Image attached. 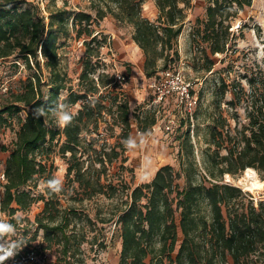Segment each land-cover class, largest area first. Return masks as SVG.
I'll list each match as a JSON object with an SVG mask.
<instances>
[{
    "label": "trees",
    "instance_id": "16d2710c",
    "mask_svg": "<svg viewBox=\"0 0 264 264\" xmlns=\"http://www.w3.org/2000/svg\"><path fill=\"white\" fill-rule=\"evenodd\" d=\"M205 1V18L197 19L202 28L198 27L192 37L200 35L207 43L203 67L208 72L215 64L216 54L227 57L234 52L230 43L232 21L252 5V0ZM144 2L90 0L91 10L56 7L48 10L46 20L39 6L29 0H0V59L15 55L25 67H36L14 95V102L0 109V119L26 111L14 148L5 160L6 182L0 212L16 225L17 220H22L16 215L18 211L43 201L34 220L27 219V224L35 226L33 233L6 264H39L35 256H42L47 250H56L55 263L85 264L78 256L87 241L76 219L79 210L73 204L63 205L60 194H68L74 201L98 194L121 199L112 215L121 238L118 264H257L264 255V199L255 204L252 195L246 199L240 187L222 181L225 174L239 176L247 167L254 168L264 181L262 70L247 71L230 80L220 78L207 124L209 148L202 150L204 171L195 159L190 125L186 129L177 125L174 131L182 129L177 136L178 168L163 164L151 180L135 186L124 179L114 182L107 178L108 166L117 160L123 169L133 170L124 164L128 156L123 143L131 137L133 121L122 81L106 70L101 49L111 44V37L98 28L99 23L111 14L120 23L133 27L132 39L144 54V74L151 78L173 67L170 63L179 58L176 41L184 27L186 11L192 6V0H154L158 16L152 21L143 14ZM70 19L75 37L82 38L84 45L75 85L62 72L58 52L61 35L69 32ZM43 67L49 72L46 79ZM231 67L229 61L224 68L228 75ZM63 90L67 92L64 97ZM227 93L231 98L225 100ZM57 102L65 103L69 110L79 104L75 112L70 110L74 118L67 127L57 128L50 113L34 118V108L47 110ZM240 106L245 113L244 122L240 121ZM194 116H199L197 109ZM156 123L152 112L137 118L141 132L150 131ZM115 127L120 129L116 135ZM107 130L111 131L110 137L115 136L114 143L101 136ZM55 140L67 162L63 191L50 194L45 187V193L34 195L27 186L40 178L44 182L54 178L53 163L48 165L37 154L48 150L47 144ZM85 216L92 221L89 215ZM107 220L100 217L101 222ZM26 227L23 225L21 230L28 234L31 228ZM40 230L42 241L33 245ZM260 260L264 264V258Z\"/></svg>",
    "mask_w": 264,
    "mask_h": 264
},
{
    "label": "rangeland",
    "instance_id": "374dc122",
    "mask_svg": "<svg viewBox=\"0 0 264 264\" xmlns=\"http://www.w3.org/2000/svg\"><path fill=\"white\" fill-rule=\"evenodd\" d=\"M40 8V13L48 20V10L56 7H65L72 10H91L89 7L90 0H29ZM205 0H192V6L187 9V17L185 19L182 32L177 38L176 48L178 49L179 58H175L171 65L173 68L180 69L186 77L192 82V86L198 95L197 111L198 118L195 119L193 133L191 138L194 143L195 159L201 171H204V162L202 150L208 149L207 143V124L210 121V113L213 109L212 99L214 89L220 82L221 77L228 80L235 78L239 74L242 75L247 71H263L264 72V0H252V5L242 10L238 16L232 21L231 49L233 53H229L227 57L223 54H216L214 57L215 64L211 71L204 69V47L207 46L203 42L200 35H196L193 39L192 33H197V28L201 27L197 19L205 18ZM143 14L152 21L158 16V9L154 0H145L143 4ZM240 26V28H239ZM98 28L104 33L110 35L111 44L101 49V55L106 63V70L114 73L115 77L122 81V88L126 91L130 103V117L133 121L131 129V137L137 144L134 149H128L126 155L128 160L124 163L128 167H132V171L123 169L117 160L110 164L107 169V178H113L114 182L124 179L129 185L135 186L141 182L152 179L154 172L163 164H171L175 168L179 167V149L180 142L177 138L182 129L188 126V120L181 116H176L177 124L182 125L180 132H166L163 128V121L167 118L168 112L171 110V103H158L153 101V94L150 91L151 78L144 74L143 62L144 54L140 47L132 39L133 27L127 23H120L113 15L108 14L100 21ZM208 51V48H206ZM60 56V67L62 72L68 75L70 83L75 85L78 81V75L81 71V57L84 52L82 38H76L75 32L71 28V19L69 20L68 34H62L60 44L58 45ZM231 52V51H230ZM41 64H44L42 56L39 54ZM224 58V59H223ZM223 59V60H222ZM19 60L20 64L16 61ZM232 62L230 74L224 68L228 62ZM34 65V64H33ZM25 67L21 59H17L12 55L6 59H0V86H6L7 90L0 92V109L5 105L14 101V95L21 91L25 80L35 70ZM43 77H49L48 70L43 67ZM244 82V79H242ZM63 90L61 96L66 95ZM231 98V94L227 93L225 100ZM79 104L70 108L76 111ZM226 108V103H223ZM240 113V121L244 122L245 113L243 108H238ZM196 111V110H195ZM146 112H152L156 116L157 123L150 131L141 132L137 127V118ZM7 117L8 114H4ZM26 116V111L13 113L10 118L0 119V168L4 167L5 160L11 150L14 148L16 132L18 131L21 119ZM107 118L110 119L109 116ZM55 126H58L54 120ZM102 127L105 126L101 123ZM197 125L199 126L197 130ZM119 127H115L114 134L119 132ZM197 130V131H196ZM101 132V131H100ZM110 130L101 133L102 137H106L109 143H114L115 136H109ZM193 134V136H192ZM84 135L88 134L84 133ZM95 137L96 133L93 134ZM100 136V137H101ZM63 137H61L62 141ZM101 140V139H100ZM103 141V140H102ZM53 143L47 144L50 148L38 152L37 157L42 158L48 165L53 163L52 175L54 178L61 179L63 185L66 182V158L59 152L58 145ZM100 143V142H99ZM101 144V143H100ZM213 147L210 149L212 150ZM225 152V150H221ZM244 173V172H243ZM231 176L227 180V174L223 176L222 181L236 185L242 189L246 199L252 195L254 203L264 199V188L261 190H252L241 185L239 178L243 176ZM259 176V175H258ZM106 178V176H105ZM105 181V179L103 180ZM6 181H0V202L4 194V184ZM45 182L42 178L33 182L26 189L32 194L38 195L45 193ZM124 198H125V194ZM260 196V197H259ZM69 195L60 194L63 205L73 204L79 211L76 218L78 225L83 227V231L87 235L78 254L84 259L85 264H118L121 250V238L119 236V228L116 224V217H113L116 204L120 203L119 197L107 198L104 195H95L92 198L74 201L68 198ZM43 201L35 202L28 210H20L19 215L22 220L16 222L17 235L11 239H22L26 241L34 231L35 226L27 224L33 221L36 214L42 209ZM85 215H89L92 221H88ZM100 217H106V222H101ZM0 219L8 221L9 217L0 212ZM29 219V220H27ZM13 224V223H12ZM31 228L27 233L23 232L22 226ZM25 235V236H23ZM42 241V231L38 233L37 240L33 245ZM56 250H47L44 255L35 256L39 264H58L55 263ZM253 258L256 259L254 255ZM264 255L257 259V264H261ZM63 264V263H62ZM77 264V263H71Z\"/></svg>",
    "mask_w": 264,
    "mask_h": 264
},
{
    "label": "built area",
    "instance_id": "2783aa9c",
    "mask_svg": "<svg viewBox=\"0 0 264 264\" xmlns=\"http://www.w3.org/2000/svg\"><path fill=\"white\" fill-rule=\"evenodd\" d=\"M16 62L20 64L19 60ZM149 87L153 94V101L171 103V110L163 121L164 130L166 132H173L178 120L176 116H181L188 120V125H190V130L193 133L195 125L194 114L197 108L198 95L193 89L192 82L186 75L180 69L170 67L151 77ZM1 90H7L6 86H0V92ZM0 181H6L4 167L0 168Z\"/></svg>",
    "mask_w": 264,
    "mask_h": 264
},
{
    "label": "clouds",
    "instance_id": "9594fccd",
    "mask_svg": "<svg viewBox=\"0 0 264 264\" xmlns=\"http://www.w3.org/2000/svg\"><path fill=\"white\" fill-rule=\"evenodd\" d=\"M34 118L46 117L48 113L56 121L60 127H67L73 121V113L69 110L68 105L63 102H57L53 107L47 110L43 107L34 108ZM124 145L128 149H134L137 144L128 137L123 141ZM45 186L50 194H57L63 191V181L58 178H53L45 181ZM16 226L11 222L0 219V264H6L10 259H14L19 251L22 249L24 241L20 239H11L16 236Z\"/></svg>",
    "mask_w": 264,
    "mask_h": 264
},
{
    "label": "bare ground",
    "instance_id": "6f19581e",
    "mask_svg": "<svg viewBox=\"0 0 264 264\" xmlns=\"http://www.w3.org/2000/svg\"><path fill=\"white\" fill-rule=\"evenodd\" d=\"M227 180H230V175L227 174ZM241 185H244L252 190H261L264 188V181L260 179L257 171L252 167H247L244 170L243 176L239 178ZM260 197V196H259Z\"/></svg>",
    "mask_w": 264,
    "mask_h": 264
},
{
    "label": "crops",
    "instance_id": "0c3cea01",
    "mask_svg": "<svg viewBox=\"0 0 264 264\" xmlns=\"http://www.w3.org/2000/svg\"><path fill=\"white\" fill-rule=\"evenodd\" d=\"M155 173V172H154ZM154 175V174H153Z\"/></svg>",
    "mask_w": 264,
    "mask_h": 264
}]
</instances>
